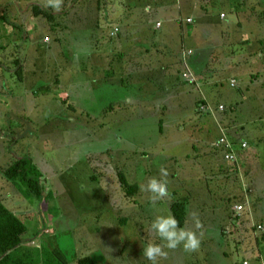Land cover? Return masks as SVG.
<instances>
[{
  "label": "rangeland",
  "instance_id": "rangeland-1",
  "mask_svg": "<svg viewBox=\"0 0 264 264\" xmlns=\"http://www.w3.org/2000/svg\"><path fill=\"white\" fill-rule=\"evenodd\" d=\"M214 1L132 0L126 10L110 12L111 21L118 13L125 16L104 32V13L98 15L94 1L87 6L84 0H63L55 11L45 6L47 0H0V200L27 226L13 257L26 255L38 264L44 248L65 264H78L84 256L96 264H151L143 247L161 241L150 224L173 202L186 201L189 229L193 213L200 219L230 210L250 219L264 215V153L262 159L257 153L264 144L255 140L264 138V0ZM213 2L210 13L201 9ZM157 21L160 28L153 26ZM122 46L126 59L119 56ZM211 50L224 52L213 61ZM178 51L181 65L170 62ZM202 53L205 61L192 64L190 58ZM150 57L169 65L170 80L150 76ZM195 63L208 70L198 72ZM140 65L148 70L141 72ZM220 82L225 85L217 89ZM220 94L224 109L227 96L236 104L233 119L247 126L251 140L243 158L236 152L228 161L223 150L227 163L193 151L197 142L205 147L197 140L194 104L201 99L210 106ZM202 113L200 119L218 121L217 113ZM23 157L42 172L46 198L28 196L26 187L4 176ZM161 165L169 172L170 195L152 206L141 185ZM120 171L136 184L133 194L122 185ZM241 178L235 194L246 201L239 212L226 201L233 196L222 191ZM251 223L246 233L263 237V225ZM167 251L158 264H194L203 253L182 246Z\"/></svg>",
  "mask_w": 264,
  "mask_h": 264
},
{
  "label": "trees",
  "instance_id": "trees-1",
  "mask_svg": "<svg viewBox=\"0 0 264 264\" xmlns=\"http://www.w3.org/2000/svg\"><path fill=\"white\" fill-rule=\"evenodd\" d=\"M81 1V0H79ZM85 3L88 6V2L91 4V1L95 3L96 5V9L98 12V15L100 14V12H103V15H99L100 16V20L102 18H104V20L106 21V25L101 27V22L99 23V27H101V31H106L108 27H112L115 28V26H118L117 21L116 20H120L125 16V11L122 14H117L118 16H114V18L111 19L110 17V12H115L114 10H118V9H122L124 8L126 10V7L128 6V3L131 2L132 0H84ZM201 2V0H199ZM214 1V0H213ZM215 2V1H214ZM213 4H202L201 5V9L205 12H209L212 10V7H214V3ZM85 4V5H86ZM89 4V5H90ZM80 5V4H78ZM84 5V6H85ZM35 11H40L41 9H39L37 6L34 7ZM86 9V7H85ZM123 11V10H122ZM210 13V12H209ZM50 15V14H48ZM222 15V14H221ZM225 15V14H224ZM51 16V15H50ZM4 18V16H1V20ZM0 20V21H1ZM6 22V21H5ZM112 23H115V26H112ZM187 25H190L189 22H185ZM111 28V29H112ZM156 33V31L154 30V34ZM166 33H164L165 35ZM156 36H154L155 39ZM123 50H120V58H128V54L126 53L125 46H122ZM184 48V47H183ZM117 49V48H115ZM225 50V49H224ZM224 50L221 51H217V50H212V60L216 61L217 60V56L218 54H221L224 52ZM146 51H148V54L151 55V48L147 49ZM181 51V50H180ZM180 51L174 53V57L172 58V61H170L171 63H173V61L178 62V65H181L182 59L180 56ZM234 52V51H233ZM131 58V57H130ZM196 60L195 57L193 59L190 58V61H192L191 63L193 64V61ZM218 61V60H217ZM16 62H18V59H16ZM237 65V64H236ZM162 68V65L160 66ZM21 72V71H20ZM19 73V72H18ZM208 75V73H207ZM234 75V73L232 74ZM225 85L224 82H220L216 84L217 89L219 87H223ZM224 96H221V94L215 99L217 102V104L215 102L212 101V105H210L211 107H215V105H217V108H214L215 113V118H216V113H217V119H218V123L221 126V136L219 138H221L222 136H226L228 138V140L235 146V148H239L242 151H245L242 147L241 144L243 143V140L246 139L249 144H251V140L248 139L247 136V126L245 124H242L238 127L237 122L234 120L232 122L231 119L229 120V118L231 117L228 116V118H226L227 113L231 112V114L234 111V105L236 106L235 103L232 104V100L230 98L225 97V99H223L224 101H226V109H224L223 111L219 110V106L220 102L222 101V98ZM213 97L210 99L212 100ZM221 100V101H220ZM207 100H198L195 102V113L197 112V114H203L200 110L201 105H207ZM225 106V105H224ZM231 107V111H227V108ZM225 108V107H224ZM204 112H208V114H212V112L210 111H204ZM228 120V121H226ZM223 125V126H222ZM234 126H237L236 129L234 128ZM212 129H210L209 131L211 132ZM212 134V132H211ZM208 139L211 138L210 135L209 137H207ZM208 139H204V143H205V147L204 148H199L197 147V144H194V149L193 151H198L197 154H201L199 151L206 150L209 153H213V152H221L223 151V147H219L216 146V142L219 140H216L215 142L213 141H207ZM255 140L258 142L263 141L262 138L260 137H255ZM213 142V143H212ZM201 156V155H199ZM240 158V157H239ZM236 166L234 165L235 168ZM236 169V168H235ZM3 174L4 176L14 182L16 185H22L24 187H26V194L28 196H34L36 197L38 200H42L44 198L47 197L46 194V187L44 185L43 182V174L40 171L39 167L34 163V161L31 158L28 157H23L19 160H15L14 162H12L10 165H8L4 170H3ZM119 176H120V181L122 183V185L125 187V189L128 191L129 194H133L136 191V184H131L128 179L126 178V175L120 171L119 172ZM249 173H246V178L248 180L249 178ZM238 181V180H237ZM236 180H234V186L231 188V190L228 192V189L224 188L223 189V193L222 194H228V196H233L230 197L229 199H226V201L228 203L232 204H239V205H245V197L243 195H236L235 194V190H237V188L242 185L243 180L241 178V180L239 179L238 184H236L237 182ZM231 194V195H230ZM50 195V193H49ZM242 200H238V199ZM225 200V199H224ZM171 212L176 216V218L180 221L181 226H185V222H186V217H187V203L185 200H179L176 202H173L171 204ZM247 217V214L243 217L242 216H238L235 215L234 218H237V220L239 218H245ZM27 232V226L25 225V223L18 217L16 216L12 211H10L4 204L3 202L0 200V264H31L29 263L27 260H25L26 255H23L22 257H13L14 253L16 251H18L23 243V236L25 235V233ZM64 259L61 258L60 254H56L48 249H44L42 250V260L40 263L38 264H65V262L63 261ZM78 264H96L95 261L90 257V256H84L78 259Z\"/></svg>",
  "mask_w": 264,
  "mask_h": 264
},
{
  "label": "crops",
  "instance_id": "crops-1",
  "mask_svg": "<svg viewBox=\"0 0 264 264\" xmlns=\"http://www.w3.org/2000/svg\"><path fill=\"white\" fill-rule=\"evenodd\" d=\"M158 23H161V21H157L156 25H153V26L157 27ZM161 26H162V24H161ZM152 28L153 27L151 26V29ZM149 29H150V27H149ZM153 48L156 49V47H153ZM155 52H157V50H154V53ZM200 56H201V58H197L196 60L197 61L203 60V62H204L205 58H204L203 53ZM131 60H133V58ZM149 61L150 62L147 65L150 68H148V69L153 72V74L150 76H153L154 80L157 81V78L155 77L156 73H158L160 75L159 80L160 79H169L170 80V69L168 68L169 65H167L166 63L163 64L162 61H159V60L157 61V57H150ZM161 65H162V68L160 67ZM195 65H196V70L198 72L202 71V73H204L208 70V69H206V70L200 69V67L203 68V64H196L195 63ZM143 67L144 66H141V65L139 66V69L141 72L148 70V69H144ZM201 115L202 114H198V116H196L195 119H193L194 121H196V126H197L198 130L202 131V132L201 131L199 132L200 136L197 137V140H199L201 142L202 139L203 140L208 139L207 137H209V135H210L211 138H209L207 141L208 142L209 141L215 142L221 136V126L219 125L217 120L216 121H210L211 123H208L207 121L200 119ZM226 118H228V116ZM233 118H235L234 114H232L231 117L229 118V120L231 119L230 122L235 120ZM226 121H228V120H226ZM209 124H211V125L209 126ZM237 124H240V122L238 121ZM208 126L210 128H212V130H214V133L217 134V137L212 138V136H211L212 134L209 131L210 128ZM263 141H264V138H263ZM263 141L260 142L262 145L264 144ZM243 142H246L247 144L249 143L246 139H244ZM196 144H197V147H199V148L201 147L200 143L197 142ZM235 150L237 152L238 157L240 156V158L241 157L243 158L244 152L246 153V149H244L245 151H242L239 148H235ZM199 152L201 153L200 154L201 156H205V157L209 156L210 154H213L214 160L218 159L219 157H221L223 159V157L221 155L222 151L209 153L206 150L204 151V149H203ZM261 152L264 153L263 148L262 149L260 148L257 150V153H258V156L260 159H262ZM198 155L199 154H197V156ZM223 160L225 161V159H223ZM228 164L222 163L221 167H223V168H225L226 166L230 167V168L234 167L233 164H231L230 166ZM232 169L237 170L235 168H232ZM247 199H248V197H247ZM205 206L206 205L202 206L200 209L201 210L204 209ZM213 206H215V205H213ZM254 210H255V208H254ZM230 212H231V210H230ZM230 212L225 214L224 217H218V218H215V215H214L215 212L212 213V216H210V215L204 216L205 213H203V218L202 217H201L202 219L199 218V220L202 222L203 227H202V229H199L196 231H197L198 235L201 231L203 232L202 244H201V247L199 248L200 251L203 253H201V255H200V253L198 254V257H201V259L196 260L197 262L194 264H202V263H204V264H219V262L217 260L218 257H219V259L222 258L223 260H225V262L227 264H264V236L261 238H257V236H256V238H254L252 235H249L246 233L249 230L252 231L251 227L248 226L249 221H252V223L256 222V223L262 224L263 229H264V215H259V217L255 216L254 218H251V219H250V217L247 216L245 218H239L237 220V218H234L233 214H231ZM204 223L206 224L205 226H204ZM252 223H251V225H252ZM207 224H209V225L211 224V226H209ZM208 229L214 230V231L211 232L210 236L207 234L208 237H206L204 235V233ZM231 231H232V233H231ZM239 254L246 255V256L245 257L243 256L242 260H237Z\"/></svg>",
  "mask_w": 264,
  "mask_h": 264
},
{
  "label": "clouds",
  "instance_id": "clouds-1",
  "mask_svg": "<svg viewBox=\"0 0 264 264\" xmlns=\"http://www.w3.org/2000/svg\"><path fill=\"white\" fill-rule=\"evenodd\" d=\"M62 4L63 0H47L45 6L59 11ZM168 176V169L161 165L158 167V175L150 177L146 185H141V190L149 194L147 199L152 206L170 195ZM165 213L156 215L150 224L151 231L161 243L150 240L143 247V257L151 264H158L159 259L166 258L167 250H175L182 246L185 252H196L202 244L203 232L201 231L198 235L196 230L202 229L203 225L197 214L193 213L194 227L189 229L181 226L180 221L170 209H166Z\"/></svg>",
  "mask_w": 264,
  "mask_h": 264
},
{
  "label": "built area",
  "instance_id": "built-area-1",
  "mask_svg": "<svg viewBox=\"0 0 264 264\" xmlns=\"http://www.w3.org/2000/svg\"><path fill=\"white\" fill-rule=\"evenodd\" d=\"M222 18L225 17L224 14L221 15ZM187 22L191 23L192 22V19L189 18L187 20ZM157 27L160 28L161 27V23H158L157 24ZM118 29L116 28L115 29V32H117ZM192 52L190 51L189 54H191ZM188 70V69H187ZM184 76H187V72H184L183 73ZM234 81H232V85H234L233 83ZM200 109H202L203 111H210V112H214V109L209 106V105H201ZM219 110L223 111L224 110V106L223 105H220ZM216 146H219V147H223L224 151L226 152V155H225V159L228 160V161H232V160H235L236 159V150H235V146L228 140V138L226 136H222L221 138H219V140L216 142L215 144ZM247 143L246 142H243L241 144V147L243 149H245L247 147ZM236 210L237 211H242L243 210V205H236ZM259 229H262L263 227L262 226H259L258 227Z\"/></svg>",
  "mask_w": 264,
  "mask_h": 264
}]
</instances>
